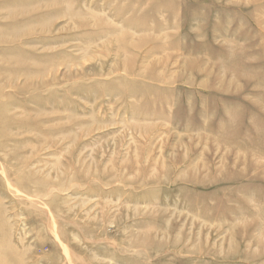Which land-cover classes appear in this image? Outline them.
I'll return each mask as SVG.
<instances>
[{"label":"rangeland","instance_id":"1","mask_svg":"<svg viewBox=\"0 0 264 264\" xmlns=\"http://www.w3.org/2000/svg\"><path fill=\"white\" fill-rule=\"evenodd\" d=\"M0 264H264V0H0Z\"/></svg>","mask_w":264,"mask_h":264}]
</instances>
